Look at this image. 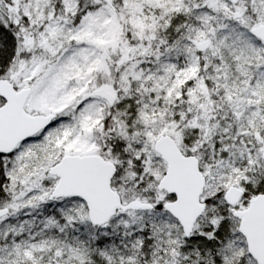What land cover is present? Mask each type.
<instances>
[{"label":"snow or ice","instance_id":"obj_1","mask_svg":"<svg viewBox=\"0 0 264 264\" xmlns=\"http://www.w3.org/2000/svg\"><path fill=\"white\" fill-rule=\"evenodd\" d=\"M0 264H264V0H0Z\"/></svg>","mask_w":264,"mask_h":264}]
</instances>
